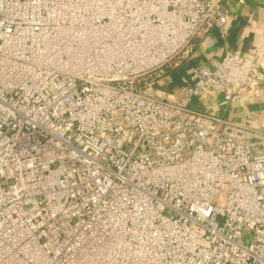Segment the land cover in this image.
Here are the masks:
<instances>
[{"label": "built area", "instance_id": "2783aa9c", "mask_svg": "<svg viewBox=\"0 0 264 264\" xmlns=\"http://www.w3.org/2000/svg\"><path fill=\"white\" fill-rule=\"evenodd\" d=\"M229 21L225 0H0V264H264V129L204 106L264 71L226 52L158 79Z\"/></svg>", "mask_w": 264, "mask_h": 264}, {"label": "crops", "instance_id": "0c3cea01", "mask_svg": "<svg viewBox=\"0 0 264 264\" xmlns=\"http://www.w3.org/2000/svg\"><path fill=\"white\" fill-rule=\"evenodd\" d=\"M225 7L230 12L226 34L223 36L218 28L211 30L186 55L180 67L184 83L192 67L220 60L226 52L252 56L264 71V0H225ZM204 106L219 118L264 129V82L254 83L238 101L228 102L221 96H213Z\"/></svg>", "mask_w": 264, "mask_h": 264}, {"label": "trees", "instance_id": "16d2710c", "mask_svg": "<svg viewBox=\"0 0 264 264\" xmlns=\"http://www.w3.org/2000/svg\"><path fill=\"white\" fill-rule=\"evenodd\" d=\"M205 34L207 33L204 31H201L200 34L196 35L193 38V40L190 43V50L188 54H190L194 49L197 48L200 40L205 37ZM185 60H186V56L178 59L171 66L164 68L161 76H165V79L169 77L173 78V81L172 82L170 81L169 82L170 84L169 85L167 84L166 86L168 90H177L186 85V83L182 81L183 71H181L180 69V67L185 63Z\"/></svg>", "mask_w": 264, "mask_h": 264}, {"label": "rangeland", "instance_id": "374dc122", "mask_svg": "<svg viewBox=\"0 0 264 264\" xmlns=\"http://www.w3.org/2000/svg\"><path fill=\"white\" fill-rule=\"evenodd\" d=\"M186 55H187V52H184V53L182 54V58L185 57ZM161 74H162V73H161ZM161 74H160V76H159L158 79H160V80L163 79V80H164L163 83H165L166 86H167V84H168V85L170 84V83H169L170 81H171V82L173 81V78L169 77V78H166V79H165V76H161ZM221 196H222V198H225V193L223 192ZM215 203H216V204H218V203H222V202L220 201V198H219V197L217 198V200H216Z\"/></svg>", "mask_w": 264, "mask_h": 264}]
</instances>
